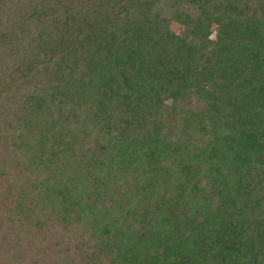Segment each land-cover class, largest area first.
I'll list each match as a JSON object with an SVG mask.
<instances>
[{
	"label": "trees",
	"instance_id": "1",
	"mask_svg": "<svg viewBox=\"0 0 264 264\" xmlns=\"http://www.w3.org/2000/svg\"><path fill=\"white\" fill-rule=\"evenodd\" d=\"M0 262L264 264V0H0Z\"/></svg>",
	"mask_w": 264,
	"mask_h": 264
},
{
	"label": "rangeland",
	"instance_id": "2",
	"mask_svg": "<svg viewBox=\"0 0 264 264\" xmlns=\"http://www.w3.org/2000/svg\"><path fill=\"white\" fill-rule=\"evenodd\" d=\"M169 26H170V30L175 34H179L182 31V26H180L176 22H171ZM203 108H204L203 103L195 96V94L188 92L185 97H182L181 99L177 100L176 103L172 104L171 101L164 103V106L158 112L154 108L150 109L146 115V119H150L152 117L155 118L156 115V117L160 119V122L164 123V126L167 128L164 129V131L169 133L168 136L177 133L178 136L181 137V134L183 132L182 129H184L183 127L187 125L186 118L191 116L192 113L197 115L200 114V111ZM190 126L192 125L190 124ZM192 130L193 129L189 131H191V134H194L195 137L197 138L205 137L204 132L202 133L199 132L200 135H195V132L194 131L192 132ZM16 226H18V224ZM25 233H28L29 235L33 236L35 231L31 230L30 228L29 229L24 228V230L20 231V235L22 236L25 235ZM34 236L36 238V234ZM2 258L3 261L7 259L6 253H4ZM1 263L2 262H0V264Z\"/></svg>",
	"mask_w": 264,
	"mask_h": 264
}]
</instances>
